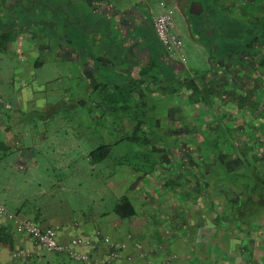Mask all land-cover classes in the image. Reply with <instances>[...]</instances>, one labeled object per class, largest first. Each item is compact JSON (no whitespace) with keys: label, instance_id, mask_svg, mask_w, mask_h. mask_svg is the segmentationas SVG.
Segmentation results:
<instances>
[{"label":"crops","instance_id":"1","mask_svg":"<svg viewBox=\"0 0 264 264\" xmlns=\"http://www.w3.org/2000/svg\"><path fill=\"white\" fill-rule=\"evenodd\" d=\"M21 1L27 4L21 6L22 9L31 13L32 9L28 5L36 0H0V24L4 26L0 28V53L7 54L6 59L19 62V78H21V81H17L15 102L9 100L8 94L0 92V98L12 105L10 110L0 112V139L10 148L7 153L0 148V158H6L9 153L16 152L19 169H21L20 165H23V169L30 168V166L27 167L28 162L32 163L33 167L39 165L37 157L44 154V150L38 146L44 145L48 140L45 134L46 128H41L38 132L40 135L33 136L27 144L23 138L11 133L10 124L24 122L29 113L34 114L38 124L50 125L56 122L57 110L61 109L57 105V96L62 99L60 103L66 110L72 111L73 107H84L83 110L89 112L91 121L90 125L85 126L86 130L104 140V144L101 141L99 146L106 145L110 148L112 146L108 140L110 130L134 128L138 120L134 112L139 113L143 109V113H147L143 129L145 130L148 126L154 129L155 133L152 138L156 140L154 144H158L161 150L155 151L156 156L154 157L146 152L141 154L143 161H147L151 167L145 164L139 166L138 170H134L131 174L133 177L137 176L136 179L128 186L124 183V188L120 181L123 182L126 175L120 172L125 173V169L115 170L116 173L110 175L109 186L104 187V190L94 200L98 203L109 201L107 203L110 205L103 206L104 212L98 216L83 213V220L79 222L68 216L65 219L64 217L59 219L51 207L46 210L38 208L30 211L22 206L18 211L29 215L45 227L62 222L64 225L60 227L59 239L63 242H71L77 236H93L97 230H100L117 243L126 245L120 262L127 264H159L163 258L173 254L180 257L174 264H215L217 259L222 261V264H236V252L228 250L227 253H221V249L229 248L230 240H234L231 236L235 233L234 228L225 227L227 225L225 219L235 221L244 216L237 210L238 203L233 201L232 204L222 203V205L218 202L221 191L220 187H216L218 181L210 183L213 186L212 189L210 186L208 190L203 186H200V190L198 188L201 195H212L210 203L203 201V205H198L189 203L188 199L183 202L178 194L182 192L183 186L193 184L187 179L191 174L190 171L193 172L192 166L190 167L188 163L190 152L187 149L180 155L167 153L168 150H172V145L178 146L184 142L186 146L196 147L204 144L207 138L212 139L216 136L222 138L220 143L226 142L229 138L241 140L244 144L242 151H247L246 146L249 143L245 139L249 140L250 136L246 137V133L248 130H253V123H256L255 118L260 115L257 110L253 111V94H250L248 99L238 96L236 102L229 104L227 108L222 103L212 106L210 104L212 99L207 96L205 105L196 107L189 100V92L185 84L180 85L175 91L173 85H169L172 78L175 76L181 78L184 75V73L179 74L180 69H185V73H199L201 76L198 79L199 83L202 80L211 82V79L217 76L227 80L228 76L219 73L221 68L218 67L219 64L217 66L216 59H219L220 55L219 53L213 55V48L218 43L220 48L224 49L226 46L224 43H229L230 39L224 41L222 47L220 45L222 30L218 32L216 29L215 32H210V36L207 35L202 29L204 26L201 25V21L205 20L201 15L203 12L199 15L190 13L189 8L192 3L190 0H47L52 4L46 6L48 10L37 9L35 14H37V19L46 14L52 19L53 28L51 30L53 31L51 32L43 27L7 28V23L11 21L4 19L10 10L9 7L19 6ZM196 1L202 2L205 11L209 12L207 17L223 14L218 8V11L215 10L216 6L221 5L220 0ZM211 2H216L215 6H211L212 8L210 7ZM165 9L173 12L176 18V32L183 39L186 34L206 53L209 51L206 68L190 71L184 62L182 64L176 61L178 58H174L159 41L154 31V19ZM224 10L229 13L226 14L230 15L229 18L234 17V13L236 14L231 4ZM206 21V28H210V21L207 19ZM37 22L38 20L34 25ZM179 24L183 25V28ZM212 28L220 27L213 25ZM227 28H230V25L227 24ZM202 35L206 38L202 39ZM209 38H212V44ZM126 50H128L130 60H121L120 57H116L121 51L123 56ZM229 50L231 51V48ZM9 52H15L18 57L13 59L14 55H9ZM51 60L59 67L58 72L55 77L45 76V85L42 86L43 77L39 80L37 70L44 68ZM151 61L155 62L152 67H150ZM226 61V64H231V57L228 56ZM133 64L135 65L132 66ZM148 67L151 73L158 75L159 79L140 77L141 70ZM205 71L209 73L202 74ZM141 79H144L141 85H134L133 81H141ZM228 80L229 84L232 83V80ZM0 82L4 84L1 73ZM130 84H133L132 88ZM161 85L164 87L161 88ZM165 86L167 89H164ZM157 95L162 98L152 103ZM245 95L249 96V93ZM250 99H252L251 103L248 102ZM113 113L116 116L107 118L108 114ZM121 114L122 117H120ZM151 114L154 118L153 126L150 124ZM257 120L260 122L264 120V117L257 118ZM118 121L121 122L120 127H114ZM80 128L81 126H76L74 130L78 131ZM162 129L170 130H165V135L169 138L165 140L167 139L170 143V147H167V141H162L160 138ZM220 130L223 131V135L218 133ZM232 130L237 133L230 134ZM82 134L84 131H81ZM129 139L135 142L140 141L135 140L136 137ZM145 140L149 142L151 139ZM172 140L178 144H171ZM73 144L74 147L84 146L79 141H74ZM263 146L262 144L256 149L261 151L264 149ZM93 150L81 151V155L92 162L90 153ZM104 161L92 162L90 167L95 168ZM72 162H77V160L74 159ZM197 165L201 167L204 163L198 160ZM203 170L202 167L198 172ZM208 171L210 181L217 178L213 174V169ZM148 182L151 183V188L146 190L147 193L141 191L140 187H146ZM227 185L221 187L224 188ZM159 186L162 189H158ZM122 188L125 189L122 195H128L137 209V214L127 219L119 217L114 212L119 199L117 189ZM10 189L9 185L0 183V201L7 206V200L12 201ZM226 192L230 194V191ZM168 193L173 199H168ZM220 207L224 208L225 215L222 214ZM262 221L261 225L264 222ZM222 230L228 232L225 233ZM248 232L250 233L251 230ZM13 234L15 237L13 249L0 246V264H68L69 260L73 261L69 264H83L66 254L49 253L24 236ZM250 241L248 242L251 244L250 248L246 250L244 248L242 251L243 257L247 262L249 261L248 264H264V259H262L264 257V236L258 240L250 239ZM22 247L32 250L30 259H19L12 256L13 250ZM243 247L245 246L240 248ZM160 249L161 252H159ZM88 251L100 255L101 247L95 244ZM128 256L131 257L130 260ZM46 261L48 263H44Z\"/></svg>","mask_w":264,"mask_h":264},{"label":"rangeland","instance_id":"2","mask_svg":"<svg viewBox=\"0 0 264 264\" xmlns=\"http://www.w3.org/2000/svg\"><path fill=\"white\" fill-rule=\"evenodd\" d=\"M194 1L196 0H190V2ZM21 4L27 5L26 3L24 4L23 1H21ZM44 4L45 6H43ZM47 5L51 6L52 4L47 0H45V2L44 0H36V2H32L28 5V7L32 9L31 13H27L26 10L24 11L22 7L18 5L9 7L10 10H8L5 15L6 19H4L5 21H11L7 23V28L20 29L29 26L30 28L43 27L47 30H50V32L53 31V29L51 30V28H53V21L49 16H47V14L45 16H39L38 19L37 14H35V11L37 9L47 11ZM223 13L225 15L229 14L226 11H223ZM233 15H235V13ZM176 17L178 20V13ZM226 17L228 18V23L233 24V17L229 18L230 15H226ZM37 20L38 22L36 23V25H34ZM31 24H33L34 26H31ZM179 26L183 28V25L179 24ZM0 28H4V26L0 24ZM184 36V53L186 57L185 64L187 68L190 71L192 69L196 71V69L198 68H206L207 60L209 58V51H207L206 53L201 47L196 45L195 41L192 40L188 35L185 34ZM202 37V39L206 38L205 35H202ZM213 52V55H217L216 47L213 48ZM8 54L14 55L13 59L18 57V54H16L15 52H9ZM204 56L206 57V60ZM6 57L7 54L0 53V73L4 80V84L0 82V92L8 94V98H10L9 100L15 102L16 100L14 95L16 96V88L18 86L17 81H21V78H19L20 67L19 62L16 63L12 59H6ZM52 60L48 61L44 68H38L37 70L39 80L43 77L42 86L44 84L45 76L49 75L51 77H55L58 72L59 67L56 66ZM262 82L264 86V81ZM41 89L43 88L41 87ZM257 95L258 98H254V103L262 105L263 102L261 101V98H259V96H264V90L262 94L258 92ZM57 97V105H59L61 109L57 110L58 113L56 114V122H53L50 125H44L42 123L38 124V122L35 120L34 114L29 113L28 116H26L24 122L18 124H10L11 133L23 138V140L27 144H29V139H31L33 136L38 137V134L40 135V133L38 132L41 130V128H46L45 134L47 135L48 140L45 141L44 145L38 146L44 150V154L37 157L39 161L38 166L33 167L32 163L28 162L27 167L30 166V168L19 169V167L17 166L18 154L16 152L9 153L6 158H0V183L3 185L7 184L11 187L10 190L12 201L7 200V203L10 209L13 211H18V209L22 206L27 207L30 211L38 208L46 210L48 207H51V209L54 210L53 212L57 213L59 219L62 217H64L65 219L66 216H68L70 217V219H76L80 222V220H83V213L98 216L102 212H104L103 206L110 205L109 203H107L109 201H105V203H98L94 200L100 195V192L104 190V187L106 188L107 186H109L108 179L111 174L116 173L115 170H126V174L120 172L122 173V175H126L124 181H120L121 184H123L124 188V183L126 186H128L131 181H134V179H136L137 176H131L132 172L136 168H139V166H141L142 164L147 165V167L149 168L151 167L147 161H143V157L141 156V154L147 152L153 157L156 156V154L151 151V147L156 141L152 138L155 132H153L154 129L150 126H148L145 130H138V132L136 131V133L138 134L140 141L135 142L128 139V137H131L133 136V134H135L134 129H111L110 135H108V140L110 145L112 146L111 153L108 159H106V161H104L103 163L97 165V167L91 168L90 165L92 164V162H89L87 159H85V156L81 155V151L89 150L90 152L91 149H96L97 147H99L101 141H103L104 144V140H101L99 136L92 135L91 133H89V131L86 130L85 126L90 125L91 121L89 118V112H85L83 110L84 107H73L72 111L66 110L65 108H63V104L60 103V100L62 99H60L59 96ZM160 98L162 97L160 95H157L156 97H154V101L152 103H156V100L159 101ZM112 116H116V114H108L107 118H111ZM120 117H122V114L120 115ZM150 117V124L153 126V115L151 114ZM120 125L121 122L119 123L118 121L116 125H114V127H120ZM76 126H81V128L78 131H75L74 127ZM116 130L117 133H115ZM81 131H84V134L81 135ZM146 133L149 136L151 134V140L149 141L150 144H148L145 140L147 136ZM165 133V131L161 133L162 137L160 138H162V141H167V139H169L168 137H166ZM218 133L223 135V131L221 130ZM234 133L237 132L235 130L230 131V134ZM254 133L256 134L254 135L256 138H260L259 130L255 131ZM165 138L167 139L165 140ZM256 138L254 139V143H252L251 146L253 153H257L259 155V152L260 154H262V151L264 149L258 151L256 148H259L262 144L264 145V139L261 144L257 145L258 143ZM213 140L217 142L220 141L218 136L213 138ZM74 141H79L86 147H74ZM172 143L178 144L175 142V140H172L171 144ZM208 143L206 144L205 142L204 144H201V149L206 151L211 146ZM167 144L169 145L168 141ZM239 147L243 148L244 144L241 143ZM169 151V155L176 154V152H172L171 149ZM74 159L77 160V162H72V160ZM152 161L153 160L151 158L150 162L152 163ZM189 166L191 167L192 165ZM214 169V176L220 177L221 170H219L217 164L214 166ZM190 173L191 174H189V178H187L189 182H191L190 177L192 175L201 176L202 183H207L205 185L206 190H208L207 188L209 186L212 189L213 186L210 185L211 182H217L220 180V178H214L211 181H208L207 176L205 175L209 173L206 171L205 175H202V172H195L194 170L193 172L190 171ZM135 175H137V173H135ZM260 175L263 176V173H261ZM224 177L228 183V185L224 188H226L228 192L230 191L232 194H234L237 199L246 200L249 195L255 194L257 193L256 191H259V189L255 186L257 184L254 178V174L250 173V171L245 168V164L237 166L236 170L234 171L225 172ZM192 185L194 187H192ZM220 185L223 187L221 183ZM200 186L201 185H199L198 183L190 184L186 187L183 186L184 191L182 190V192L178 194V196L182 197L181 200L183 202L185 201V199H188L189 203H195L198 205H203V201H207L210 203L212 200V195H201L199 192L201 188ZM123 188L120 190L117 189L118 198L124 196L122 195L123 191L125 190H123ZM140 188L141 191L147 193L146 190L151 188V183L148 182L146 187ZM158 189H162L161 186H159ZM220 192L221 193L218 202L222 204V197L225 199V197H229V194L225 189L222 188ZM169 194L170 193H168V195ZM199 196H201V198ZM205 196L207 198L209 197V199H207ZM170 198L173 199V197L169 195L168 199L170 200ZM249 205H251V203H249ZM252 208L257 209L256 205L252 206ZM260 208L262 212L260 215H258L259 217L257 219L255 217H252V214L248 213V211L246 212L245 219H243V221L241 220L242 218L235 221L231 219L233 222L230 221L229 218L225 219L227 224L225 225V227L227 226L228 229L234 228L233 230L235 231V233L233 236H231V238L234 240H230V249H221V253H227L228 250H234L233 252H236L235 256L237 258L236 264H248L249 261L247 262L246 258L243 257L242 251L244 250V248L245 250L250 248L251 244L248 243L250 239L256 238V240H258L261 236H264V227H261L264 225V205H260ZM222 214H226L224 213V208H222ZM261 221L263 222L262 225ZM63 225L64 224L62 222H56V224H54V226L59 227V230L60 227H63ZM164 229H166V227H164ZM249 230H251L250 233L248 232ZM222 231L225 233L228 232L227 230ZM242 246L245 247L240 248ZM159 252H161V249ZM179 258L180 257L177 256L171 264H174V262ZM20 259H30V257ZM164 259H166V257L160 261L161 264H164ZM262 259H264V257ZM44 263L48 262L46 261ZM69 263H73V261L69 260L68 264ZM215 264H222V261L220 262V260L217 259Z\"/></svg>","mask_w":264,"mask_h":264},{"label":"flooded vegetation","instance_id":"3","mask_svg":"<svg viewBox=\"0 0 264 264\" xmlns=\"http://www.w3.org/2000/svg\"><path fill=\"white\" fill-rule=\"evenodd\" d=\"M221 5H218L219 7L225 8L226 6H229L231 4L233 10L236 12L234 17L232 18L233 24L227 23L230 25V28H227V18L224 17L225 14L217 15L214 14L213 17H207L208 11L203 12L201 15L204 16V19L210 21V28H206L205 20L201 21V25L204 27L202 28L207 35H211L210 32H215L216 29L219 31H223V36L221 35L220 45L223 47V42L228 41L229 42V49L231 48V51L229 52H223L226 47L223 49L220 48L219 44L216 42L214 43L217 47V53H219L220 56L219 59H216V64L220 69V74L226 77V79L232 80L229 85H224L225 87H222L220 90H216V83L211 82L209 87H213L212 95H208L210 97L212 106L218 104H223V106H229L231 103L236 102V99H238V96H241L242 98H249L250 94L254 95V98H258L257 93L259 92L262 94L264 90L263 82L264 81V68H262L260 71H256L255 69H252V66H250V62L254 65H261V60H264V0H220ZM223 10V9H222ZM220 10V11H222ZM225 11V10H224ZM223 12V11H222ZM221 12V13H222ZM203 22V23H202ZM217 26L220 28H212V26ZM209 27V26H208ZM238 28H242V30H238ZM155 31V29H154ZM239 33H235L238 32ZM216 34V33H215ZM228 34H231V37L227 36ZM217 41V39H216ZM225 45V43H224ZM235 46V47H234ZM233 49V50H232ZM228 56L231 57V64H226V59ZM227 57V58H226ZM226 58V59H224ZM180 61V60H178ZM181 62V61H180ZM230 62V61H228ZM183 63V62H182ZM176 72V71H175ZM184 75L180 78V76H175L172 78L171 81L178 82V80L182 81L186 77L187 74L183 72ZM201 76L199 75L198 79ZM216 79H220L218 76L215 77ZM197 79V80H198ZM215 80V79H214ZM239 81V82H236ZM210 82H208L209 84ZM186 86V85H185ZM238 87V88H236ZM187 90V88H186ZM223 90V91H222ZM247 90V91H246ZM249 93V96L245 95L246 93ZM263 97V98H262ZM253 98V111L257 110L260 115H257V118L264 117V96H259L261 98V101L263 102L262 105H257L254 103ZM206 100L194 104V106L197 107L204 104ZM248 102H252V99L248 100ZM256 106V107H255ZM136 118V124L134 128V133L136 134V128L139 125L140 121L144 120V118L147 116V113H143V109H141L138 112H134ZM139 116V117H138ZM254 116V115H253ZM255 118V122L253 123L254 127L253 130H248L246 133V137H249V140L246 138L245 140L249 143L248 149L246 152L242 151V147H239L241 145V140H235V139H228L226 142H221L213 140V138H207L206 144L208 143L211 145L206 151L201 149V145H198L196 147H193V145H184V142L182 144H178V146L172 145V152L175 151L176 154L180 155L183 152H185L187 149L189 150L190 154L188 156V163L192 165L191 168L195 172L200 171L202 167L204 170L202 173L205 174V171L209 173L208 170H215L214 166L217 164L219 167V170H221L220 177L218 176L217 179L220 178L218 183H216V187L222 188L220 183L224 186L227 183L225 180V172L227 171H234L236 170V167L245 164V168L250 171V173L254 174L255 180L259 183L261 182L260 174L264 173V150L262 151V154L259 155L256 153L254 154L252 151V143H254V139L256 138L254 135H256L254 132L259 130L260 138H256L257 145L261 144V142L264 139V120H261L260 122ZM145 125V123H144ZM143 125V127H144ZM142 127V130H144ZM170 131L168 129H162L163 131ZM191 130V129H190ZM180 131V130H176ZM173 132H175L173 130ZM227 132H229L227 130ZM253 132V133H252ZM251 134L253 136H251ZM134 137V134L133 136ZM131 137H128L131 138ZM224 139V138H223ZM219 140H222V138H219ZM158 144H154L151 148V151L155 153V151H160L161 148L157 146ZM167 144V147H170ZM208 146V145H207ZM168 154L170 151H167ZM147 153V152H146ZM149 154V153H148ZM156 154V153H155ZM198 156L200 158H198ZM203 161L204 165L199 167L197 165V161ZM213 166V167H212ZM224 173V174H223ZM209 174H207V178ZM218 175V174H217ZM262 183V182H261ZM263 187H259V191H256L257 193L249 195L246 200L237 199L234 194H229V197H225V199L222 197L223 203H231L233 201H236L239 205V208L237 209L238 212L241 211V214L243 213L244 216H241L242 219H245L246 212L252 214V217H255L256 219L259 217L258 215L261 214L262 210L260 208V205H264V184H262ZM215 187V186H214ZM224 189V188H222ZM227 191V189H225ZM219 193V192H218ZM221 193V192H220ZM219 193V196H220ZM252 206L256 205L257 209L252 208ZM232 206V205H231ZM233 210L235 211L234 207L232 206ZM244 208V209H243ZM236 212V211H235ZM240 217V216H239Z\"/></svg>","mask_w":264,"mask_h":264},{"label":"built area","instance_id":"4","mask_svg":"<svg viewBox=\"0 0 264 264\" xmlns=\"http://www.w3.org/2000/svg\"><path fill=\"white\" fill-rule=\"evenodd\" d=\"M155 34L166 50L180 61H186L184 48L185 41L176 32V23L173 12L165 9L154 19ZM12 105L0 98V112L10 110ZM23 169V165H20ZM11 224L13 232L31 240L36 246L49 253H62L83 262V264H127L120 262L126 245L117 243L109 235L97 230L93 236H77L71 242H63L59 239V227L42 226L34 218L20 211L11 210L0 201V225ZM95 244L101 247L100 255L88 251ZM141 247V246H139ZM32 250L22 247L13 250L12 256L26 258L32 255ZM177 257L176 254L166 257L164 264H171ZM128 260L131 257H127Z\"/></svg>","mask_w":264,"mask_h":264},{"label":"trees","instance_id":"5","mask_svg":"<svg viewBox=\"0 0 264 264\" xmlns=\"http://www.w3.org/2000/svg\"><path fill=\"white\" fill-rule=\"evenodd\" d=\"M215 3L216 2H211L210 7L213 5L215 6L216 5ZM19 6H23V5L21 3H19ZM217 8L219 9V11L222 9H225V8L216 6L215 10H217ZM220 13H221V11H220ZM23 28H30V27L28 26V27H23ZM238 30H242V28H238ZM235 33H239V31L235 32ZM227 36L231 37V34H228ZM209 39H210V44H212L213 43L212 38H209ZM210 44H208V45H210ZM228 44L229 43L225 42L226 49L223 51L225 53L229 52L228 51L229 50ZM209 48H211V47L209 46ZM121 53H122V51L118 55H116V57H120L121 60H130L128 50H126L125 53L123 54L124 57L122 56ZM176 61H178V60H176ZM180 63H182V61ZM154 64H155V62L151 61L150 67H152ZM260 64L261 65H254L253 63L250 62V66H252V69H255L256 71H260L262 68H264V60H261ZM134 65L135 64H133L132 66H134ZM150 67L143 68L140 72V77H144V78L151 77L154 79H159L158 75L151 73ZM185 71H186L185 69L184 70L180 69L179 74H182ZM209 71H205L202 74L206 75L207 73H209ZM185 74H187V75L184 79H182V81H180V80H178V82L172 81V82H169L170 83L169 85H173V87H174L173 89L175 91L176 89H178L180 87V85L185 84L186 88L189 92V100L191 103H194V104L200 103V102L204 101L208 95H212V91H209L210 89L213 90L212 86L209 87L211 82L216 83V85H217L216 90H220L222 87H225L224 85L229 84V80H223L221 78L220 79L215 78V80L211 79V82L209 84H208V82H205L204 80H202V82L199 83V81L197 80L199 75H200L199 73L195 72L193 74L192 73L190 74L189 72H186ZM205 75H204V77H205ZM212 78H214V77H212ZM143 81H144V79H141V81L137 80V81H133V82H134V85H141L143 83ZM236 82H239V81H236ZM132 86H133V84H130L131 88H132ZM163 87L164 86L161 85V88H163ZM164 89H167V87ZM144 123H145L144 120L140 121L139 125L137 126V128L135 130L137 132H138V130L141 131ZM135 137H136L135 140H137V141L140 140L139 138H137L138 137L137 133L134 134V137H131V138L134 139ZM147 138L150 139V136L147 135L145 139H147ZM147 143L150 144L149 142H147ZM0 148L3 151H6V153L10 150V148L6 145V143L1 139H0ZM110 153H111L110 146L101 145L98 148L94 149L90 153V157H91L92 162L99 163V162H102L105 159H107L109 157ZM153 167H154V165H153ZM135 170H138V169L136 168ZM195 177L198 179L201 176H199V177L195 176ZM260 179H261L262 183L260 181H259V183L256 181L257 185H255V186L257 188H259L260 186L263 187L262 184H264V173H263V176H260ZM114 212L119 217H121L123 219H127V218H131V217L135 216L137 214V209L135 208V205L133 204L131 198L128 195H124L118 199V201L115 205ZM13 233L14 232H13V228H12L11 224L0 225V246L7 247L9 249H13L15 246V237H14Z\"/></svg>","mask_w":264,"mask_h":264},{"label":"water","instance_id":"6","mask_svg":"<svg viewBox=\"0 0 264 264\" xmlns=\"http://www.w3.org/2000/svg\"><path fill=\"white\" fill-rule=\"evenodd\" d=\"M189 12L190 13H192V14H194V15H199V14H201L202 12H205V8L203 7V4H202V2H199V1H194V2H192L191 3V6H190V8H189ZM203 23V22H202ZM202 175H205L204 173H202ZM206 176V175H205ZM208 176H210V175H208ZM199 177V176H198ZM191 181H192V183L193 184H200L201 186H203L204 188H206V184L207 183H203V185H202V178L201 177H199L198 179L194 176V175H192L191 177ZM207 180L208 181H210V178H207ZM212 183V182H211ZM209 188V187H208ZM207 188V189H208Z\"/></svg>","mask_w":264,"mask_h":264}]
</instances>
